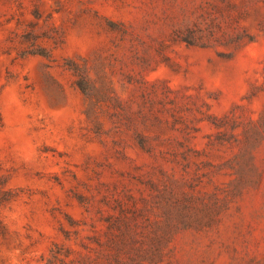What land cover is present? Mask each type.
<instances>
[{
  "label": "rangeland",
  "instance_id": "374dc122",
  "mask_svg": "<svg viewBox=\"0 0 264 264\" xmlns=\"http://www.w3.org/2000/svg\"><path fill=\"white\" fill-rule=\"evenodd\" d=\"M263 110L264 0H0V264H264Z\"/></svg>",
  "mask_w": 264,
  "mask_h": 264
},
{
  "label": "trees",
  "instance_id": "16d2710c",
  "mask_svg": "<svg viewBox=\"0 0 264 264\" xmlns=\"http://www.w3.org/2000/svg\"><path fill=\"white\" fill-rule=\"evenodd\" d=\"M251 99V97H250ZM233 111L229 114H226L222 117L215 116L213 114H207V119L211 122V124L216 128V138L215 140L210 139L209 144H221L224 145L226 143H231V138H226V135L229 131H231L230 135H232L235 141H243L245 143H249L251 139L258 140L259 138L264 139V110L261 113L260 117L254 119L252 116H248V121L239 120V116L231 115ZM238 135H242L241 139ZM237 139V140H236ZM112 223H110L107 228L112 229ZM118 228V226H117ZM55 247L58 249H52V258L48 260V264L53 263H62L67 264V258L70 256V251L62 252L59 248V244L56 243Z\"/></svg>",
  "mask_w": 264,
  "mask_h": 264
}]
</instances>
